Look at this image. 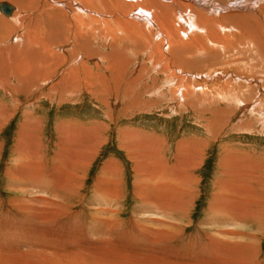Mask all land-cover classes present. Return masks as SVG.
Wrapping results in <instances>:
<instances>
[{"label":"bare ground","instance_id":"obj_1","mask_svg":"<svg viewBox=\"0 0 264 264\" xmlns=\"http://www.w3.org/2000/svg\"><path fill=\"white\" fill-rule=\"evenodd\" d=\"M10 1L15 3L18 9L12 12L11 17L5 16L10 17L8 21L0 18V21L4 22V24L11 21V25L7 24L6 29L10 30L12 23L15 27L22 28L24 23L27 22L24 26L23 39L15 37L12 46H0V89L10 95L13 103L16 102L15 96H17L13 89L15 88L18 93L19 87L24 90L31 86V81L33 83L37 82L38 80L32 79L36 76L37 71L40 72L45 69L48 71L50 68L47 64L48 62H52L53 69L60 60H64L63 56H56V50L64 45L68 47L70 42H74L71 54L75 61H79L82 58V68L85 63L93 60H95L94 64L97 68L101 64V69L102 61L104 60L106 63L102 69V78L97 74L90 75L91 71L83 69V74L87 78L84 80L82 78L80 85L78 84L77 75L73 71L68 72L67 77L60 73L63 80L75 84V92L77 94L85 93L104 107L109 105V101H119L120 99L123 102L129 100L131 104L135 105L138 101L136 100L137 98L133 97L132 100L128 92L130 90L136 91L140 78L137 76L135 69H132V65L136 63L138 65V62L146 59L145 62L151 66L148 65L151 68V73L157 72L156 74L154 73L155 76H163L164 82L170 83V85L173 84L168 86L167 92L171 94L172 98H178V100L175 99L178 101V106L179 104L186 105V101L190 100L188 105L191 104L192 108L193 106L196 107L197 110L195 112L197 114H200L201 111L205 114L204 111L206 113L211 111L209 108L211 100L215 99L222 102L216 96L222 97L223 94L212 95L210 92H203V89L199 90L197 87H192L186 71L198 66L197 60L200 61L201 58L197 57V55L209 57L210 55H216L217 53L215 52L222 51V59L226 58V62L231 63L233 62L230 60L232 55L240 56L247 52L249 55L256 56L251 50H263L264 40L262 39H264V30L262 28L264 27L262 25L264 23V8L257 6L258 9L256 10H259L257 12L253 6L254 2L251 0H247L246 11L243 7L244 0ZM256 1L263 2L264 0ZM12 3H10L11 6H13ZM228 4H233L232 6L235 10L243 7L239 15L237 14L238 16L234 15V21L226 14L221 15L222 10L230 8ZM67 7L71 8V12L67 11ZM230 10L232 9L230 8ZM69 13H78V17L72 19L73 25L61 21V17H69L67 15ZM31 16L34 17V20L29 22ZM231 27L235 30H233L234 35H225L226 30ZM49 29L47 38L44 34ZM57 30H61L63 38L59 36L60 33H57ZM260 31L261 35L259 34ZM189 32L195 33L192 35L195 37L191 39L189 37L188 41H186L183 38ZM8 35L10 36V34ZM196 35L199 36L197 37ZM102 39L109 44L108 53L103 50L104 54L98 52V49L101 50L102 47L101 45V47L99 46V42ZM54 48L55 51H53ZM45 55L47 59H44L46 58ZM144 68L142 69L144 70ZM105 73H108L109 77H105ZM191 73L193 72H190L189 75ZM47 75L46 72V75L42 78L44 84L32 87L25 93V96H36L39 89L47 85L49 92L46 96L47 98H50L52 93H54V96L63 97L74 91L73 88L57 91L52 81L46 80ZM139 76L141 77V75ZM185 79L189 83L185 82ZM173 81H178L179 83L175 82L174 84L172 83ZM154 82L156 83V79L152 78L151 83ZM82 83L86 86L85 90L82 87ZM152 87L157 89L156 86ZM152 87L149 89H152ZM165 87L163 86V88ZM226 95L227 93L222 97L224 98L223 101H228V96ZM237 96L239 97L240 95L238 94ZM234 99L237 106L240 105L239 103L241 102H239L238 98L235 97ZM137 103L139 104V102ZM122 105L125 106V104ZM207 105L208 109H205ZM0 106L6 111L3 114L0 113L1 129L7 121L15 116L13 113H16V109L9 111L7 108H3V104H0ZM238 107H240V110L243 109V111L250 110L249 106L241 105ZM199 108H201L200 112H198ZM231 110L233 113V109ZM235 110L237 109L235 108ZM221 111L223 114L224 111ZM210 113L213 115L215 112ZM227 113H229L228 110ZM108 117L112 123L115 122L112 115ZM75 124L77 123H61L59 125L57 129L59 134L58 153L54 156V159L59 163L52 168L51 172L46 169V165L42 166L39 160L41 155L36 147H40V145L35 140V130H38L39 127L34 123H26L22 126L20 133H18L19 137L14 149L17 158H15V161L13 160L15 163L10 171V178L15 185L13 189H20L24 195L37 193V195L43 194L45 196H33L31 199L18 197L21 199L17 200L19 202L11 199L10 206L14 208V210H11L17 211L20 220H18L19 223H17L16 219V222L12 221V226L14 225V227L11 226V229L13 230L10 228L1 230L6 226L10 227L5 221H3L4 224L0 225V264H37L38 259L44 264H167L165 261H168L169 264H233V261L236 264H245L244 256L248 259L253 255L252 253L256 254L250 251L252 247L250 244L247 243L243 247L241 241L248 238L246 234L222 228L224 225L227 227L229 225L242 224V221L246 220L245 218H249V213L248 211L245 212V207L249 205L247 197L251 195L248 194V191H245L247 187L243 188L245 186L242 185L244 184L242 181L245 178V169H248L247 167L252 166V164L254 165V161H251L252 163L250 164L244 158H241L242 156H237L239 158L235 157V159L226 156L230 160H227V162L229 161L228 165H231L230 170H234L236 175L234 176L232 172H223L222 175L232 176L233 179L226 178L233 182H227L228 185L226 187L218 183L217 189L219 190L215 194L216 198H214L213 203L210 202L207 219L202 221L201 224V226L204 225L202 227L208 229L203 228L201 231L196 232V235L186 237L183 236V227H179V225L176 227L175 225L177 224L174 225L173 221L178 217L176 215L189 219L188 213L192 205L190 202L192 201V199L190 200L191 192L186 188L185 184L187 183L184 184L183 181L188 178L185 175L186 169L189 170L188 168H191L192 170L195 168L194 164H192L195 155L187 151H193L198 154L196 146L190 142H187L188 144L179 142L177 150L180 152H176L175 165L173 164L174 167H171L160 150L161 141L153 140L150 135L146 136L144 133L129 130L119 131L118 140L119 148L126 152L136 177L133 189L139 205L134 209V216H132L133 218L130 222L126 223L124 221L122 218L123 210L116 206L118 201L124 200L120 182L118 185L117 182H109L111 179L109 180V176L107 179L104 174L105 171L108 174V167L104 165L105 168L102 170L104 175L99 178V183L94 185L96 196L100 199L99 201L97 199V203H95L96 207L93 216L96 218H92L98 228L96 240H88L90 228H86V225L81 226L82 230L79 231L81 243L89 250L79 255H73L72 253L71 255L67 252V254L61 252L46 253L43 251V253H33V249L30 248L36 246L35 242L40 238L38 235L41 233L37 230L38 226L46 225L47 232L51 230L52 225H56L61 229L60 235L56 234L54 236L48 233L50 238L44 237L43 239L46 243L56 241L57 243H67L71 238L75 237L68 222L61 217L66 213L68 214L74 201L80 202L79 195H81L80 190L83 188V186L81 187V183L84 180L83 173L87 171V167L92 163L91 159L98 153L97 148H92L93 150L89 151L88 149L84 150L87 147V138L95 136L90 143L91 146L101 145L103 144V139L101 134H99L100 129L107 131L106 126L102 127L98 124L88 129V132H91V136H85L87 135L85 134L86 132H78L85 130L83 124L82 126ZM209 125L210 121L208 120L207 126ZM33 148L34 150L32 151ZM241 160L240 169L237 161ZM182 163L186 165L184 164V166ZM39 164H41V168ZM191 164L192 167H190ZM247 173L249 175V172ZM235 178L240 182L235 180ZM244 204L245 207L243 206ZM137 213H142L143 216L137 217ZM162 217L166 218H163V220L159 219ZM23 219L25 221H21ZM168 220L169 222H167ZM186 223H188V220ZM122 228L127 229L124 231ZM22 234L24 235L21 236ZM185 238H187V242L185 241L184 243ZM172 245H178L179 249H174ZM244 248L248 250L244 252ZM87 253L92 255L93 258H86ZM233 258L234 260H232ZM87 259L90 261L86 263Z\"/></svg>","mask_w":264,"mask_h":264},{"label":"rangeland","instance_id":"obj_2","mask_svg":"<svg viewBox=\"0 0 264 264\" xmlns=\"http://www.w3.org/2000/svg\"><path fill=\"white\" fill-rule=\"evenodd\" d=\"M128 1H133V0H128ZM251 1L254 2L253 6L255 7V10L258 9L257 6L264 8L263 6L264 1L263 2L256 0L255 1L251 0ZM0 2H5V3L7 2L9 4L12 3L10 0H0ZM243 2H244L243 7L244 10L246 11L247 0H244ZM12 5L13 7H15V10L18 9L15 3H12ZM232 5L233 4H228V6L232 10H230V8L228 10H222L221 15L226 14V16H229L230 19L231 18L233 19L235 14H236L235 16H238L239 13L242 11L243 7L241 9L235 10L233 9ZM66 9H68L67 11L71 12L70 10L71 8L69 9L67 7ZM256 11L259 12V10ZM117 13H119V11H117ZM67 15L69 17H65V16L61 17V21H65L67 24L73 25L72 19L74 17H78V13H74V14L69 13ZM10 17H5L2 14H0V18L6 19L7 21L9 20ZM33 20L34 17L31 16L29 22H32ZM7 24L11 25V21L7 22L6 24H4V22L0 23L1 47L12 46L15 37L23 39L25 32L24 26L27 24V22H25L24 25L22 26L23 30L20 27H15V25L12 23L11 26L12 28H10L11 30L10 31L6 29ZM262 27H264V23ZM19 29H21V31H19ZM233 30H234L233 27L228 28L224 34L227 36L228 35L233 36L234 35ZM262 30H264V28H262ZM49 31L50 29L47 30L44 34L45 37L47 38H48L47 33ZM57 33H60L59 36L63 35L61 30H57ZM8 34H10L11 37ZM11 34H13L14 36ZM194 34L191 32L186 33L187 36L183 39L188 41L189 37L190 39L195 37L192 36ZM259 34L261 35V31L259 32ZM63 37L64 36H62V38ZM3 38L6 39L4 40ZM102 40H100L99 42V46L101 45L102 47L100 46L101 50L98 49V52L101 54L103 53V51L105 53H108L109 49L107 48L109 44L104 40L103 41ZM74 44H75L74 42H70V45L68 47L64 45L56 50V56L57 55L59 57L63 56L64 60H60V62L56 64L53 67V69H52V62H48L47 64L50 66L48 71L47 69L40 72L37 71L36 76L32 79V80H38L37 82L33 83V81H31L32 83L31 86H29L24 90L20 89L19 87L18 93L14 88L13 90L17 94V96H15L16 102L13 103L10 95L8 94L9 95L8 96L7 93H5V91L0 89V104H3V108L4 109L7 108V110L9 111L13 110L14 108L16 109V113H13L15 114V116L11 120L7 121L0 129V225L3 223V221H5L7 225L10 226V227L6 226L5 228L2 229L0 228V229L1 230L8 228L11 229L12 227H14V225L12 226V221L14 222L15 219L17 223H19L18 220H20L19 219L20 216L18 215L17 211H13L14 208L10 206L13 199H14L13 201L19 202L17 200H21L23 197H24L23 199H27V198L31 199L33 198V196H37V197L45 196L43 194L37 195V193L36 194L33 193V195L32 194L24 195L21 193L20 189L18 188L17 190L13 189L15 185L10 178V171L12 165L15 163L14 162L15 158H17V155L14 153V149L16 147V142L18 140L17 138L19 137L18 133H20L22 126L26 123H34L35 125H37V127H39L38 130H35V136H36L35 140L37 141L38 145H40V147L38 146L36 147L37 150L39 151L38 153L41 155L39 160L41 161L42 166L46 165V169L49 172H51L52 168H54V166H57L58 165L57 163H59L54 159L55 154L58 153L59 134L57 132V129L59 125L61 123L63 124L77 123L78 125L82 126L83 124L85 130H80L78 132L84 131L86 132L85 134H87L85 136H91V132H88V129L99 124L100 126L102 127L106 126L107 128L106 132L102 131L103 129H100L99 134H101V138L103 139V144L91 146L90 143L93 141L95 136H91L90 138L86 137L88 139L86 140L87 147H85L84 150L88 149L89 151L92 148L95 149L97 148L98 153L96 154L97 156L95 155L91 159L92 163L87 167V171L83 173L85 181L83 180L81 183L82 184L81 187L83 186V188H81L80 190V194H81L79 195L80 202L74 201L73 206L68 212V214L66 213L67 215L64 214L61 217V218H65V220L68 222L75 237L70 239L69 241L70 243L69 242L57 243V241L46 243V241H43V239L44 237L50 238L48 236V233L54 236L56 234L60 235L61 229H59V227L56 225H52L51 230L47 232L46 225L40 227L38 226L37 230L38 232L41 233H39L38 235L40 238H38V240L35 242L36 246L34 248H30L33 249V253L34 252L41 253L43 251L46 253L61 252L63 254L72 253L73 255L75 254L79 255L82 253L84 254L86 253V250H89L85 248L84 244L81 243L82 241L79 236V231H81L82 227L86 225V228L87 227L90 228L89 237H87L88 240L91 241L96 240L98 228L96 227L95 222L92 218L95 217L93 215L96 207L95 203H97L98 197L96 196V190L94 188V185H97V183H99L98 181L99 178L104 174L107 177V179L109 176V180L111 179V181H109L110 183L117 182L118 185V183L120 182L124 200L118 201V204L116 206H118L120 210H123L124 213L122 218L124 219V221L126 223L130 222V220L133 218L132 216H134V212H133L134 209L139 205L138 200L135 198L134 189H133V183L136 180L135 179L136 177L134 176V172L132 170V164L128 161L126 152L122 148H119L120 145L118 140L120 135L119 131L129 130V131L139 132L142 134L144 133L146 136L150 135L151 138H153V140L161 141L162 146L160 145V150L162 152L163 157H165L164 159L171 167H174L173 164L175 165L174 163L175 157L177 156L176 152H180L177 150V144L179 142L186 144H188L187 142H190L196 146L198 150V154L193 151H187L190 153H194L195 155L194 161L192 163L194 164L195 168L192 170L191 168H188L189 170L186 169L185 175L188 178L184 179L183 181L184 184L187 183L185 184L186 188L189 190V192H191L190 200L192 199V201L190 202L192 205L190 206V211L188 213L189 219L181 215H176L178 216L176 217V220L178 218L177 220L178 222L176 220L173 221L174 225L177 224L175 225L176 227L178 225L179 227H183L182 229V231L184 232L183 236L186 237L187 236L190 237V235H196L195 233L198 232L199 230L201 231L203 228L208 229L206 227H202L204 225L201 226V224L202 221H206L205 219H207L206 218L208 214L207 211L210 202L213 203L214 198H216L215 194L219 190L217 189L218 188L217 186L222 185L226 187V185H228L227 182L231 181V180L230 181L227 180V178L233 179L232 176L228 177L226 176V174L222 175L223 172L224 173L232 172L234 176L236 175L234 170L232 171L230 170L231 165L230 164L228 165L230 161L229 158L235 159V157L239 158L242 156L241 158H244V160L249 162L250 164L254 161L255 166L252 164V166L247 167L248 169H245L246 174L244 180L242 181L244 183L242 185L245 186L243 188L245 189L247 187L246 189L248 190L245 189V191L246 192L248 191V194L251 195L247 197L248 198L247 201H249L247 203H249V205L246 207L245 204L243 205L245 207V212L248 211L249 213V218H245L246 220H243L242 224L229 225L227 227L226 225H224L222 226V228L224 229L226 228L227 230L230 231H237L246 234L248 236V238L245 240L240 239L242 240L241 241L242 245L244 247L247 243L250 244L252 246L250 248V251L255 252L256 254L252 253L255 257L251 255V257L253 256L252 258L250 257L251 260L250 258L247 259L244 256L243 260L245 264H258V263L264 264V178H263L264 177V53H263L264 43L262 46L263 50L260 49L256 51L251 50L252 52H254L256 56H252V54L249 55L247 52H246L247 54L244 53L243 55L241 54L240 56L232 55V58L230 60H232L233 62L231 63L226 62V58L222 59V55H223L222 51L215 52L217 53L216 55L213 56L210 55L209 57L198 54L197 57L201 58L200 61L197 60L198 66L196 67L194 66L193 69L191 68V70H188L189 72L186 71L188 73L187 75L189 76L188 77L189 79L188 78L186 79L190 81L192 87H197V89L199 90L203 89V92L207 91L210 92V94L212 93V95H217V93H219L220 95L223 94V96H225V93H227L226 96H228V101L227 100L223 101L224 99L222 98L223 96L222 97L216 96V98L217 99L220 98L219 100H221L222 102L212 99L211 103L209 104L210 105L209 108L211 109L210 112L213 113L215 112L213 114L214 116L219 115L217 118L215 116V119L210 112L206 113V111H204L205 114L203 113V111L200 112L201 108L198 109V112H200V114H197V112H195L197 108L194 106L192 108L191 104L188 105L190 103V100H187L189 102L186 101L185 103L186 105L179 104L178 106V101H176L178 100V98L176 97L172 98L171 94L167 92L168 86H172L173 84L170 85V83L167 84V82H164L163 76L160 75L155 76L157 72L151 73V68H150L151 66L149 63L145 62L146 59H143L140 62H138L139 63L138 65L137 63L136 64L134 63L135 65H132V69H135L137 76L140 78V81L138 82L137 85L138 87L136 88V91L130 90L128 94L131 97V99L133 97L135 99L137 98L136 100H138L137 102H139V104L136 102L137 104L135 103L134 105L131 104L129 100L125 99L126 101L123 102L120 99L119 100L120 102L117 100H116L117 102L109 101L108 104L110 106L108 105L107 107H104L101 103L97 102V100L86 95L85 93L77 94L75 92V84L70 81L63 80L62 75L64 77H67L68 72L73 71L77 75L78 84L80 85L81 83L80 80L82 78L83 80L87 78V76H84L83 74V69L87 71H91L90 75L97 74L100 75L101 77V75H103L102 69L105 67L106 63L104 60L102 61V69H101V64L98 63L100 66L97 68L96 65L94 64L95 60H93L88 63H85L84 67L82 68L81 65L82 58H80L79 61L77 60L75 61L73 55L71 54ZM53 51H55V48L53 49ZM44 59H47V56ZM203 60L205 61V63ZM224 60L225 62H223ZM202 61L204 64L202 63ZM255 63H257L256 64L257 67L255 66ZM144 67H146L147 69ZM142 68H144V70ZM45 71L48 74L46 76V80L47 79L48 81L51 80L53 86L57 91L58 90L61 91L67 88H73L74 91L69 94H66L65 96H63L62 94L63 97L54 96L53 95L54 93H52V96L50 98L49 97L47 98L46 96L47 94H49L47 90L48 88L47 85L46 87L42 86V88L39 89V91L37 92L36 96L34 97L25 96V93L32 87L36 85L44 84L42 78L46 75ZM190 72L193 73L189 75ZM105 75H106L105 77H109L108 73H105ZM139 75H141L142 78ZM198 76L200 77L198 78ZM151 77L153 79H156V83L155 82L151 83L152 81ZM186 79L185 82L189 83L188 80ZM175 82L179 83L178 81H173L172 83L175 84ZM255 82H257V84H255ZM12 85H16V84H12ZM152 86H156L158 90L159 89L161 90L158 91ZM163 86L164 87L166 86L167 88L166 87L163 88ZM82 87L84 90L86 89V86L83 83H82ZM151 87L152 89H149ZM149 90L150 91L153 90V91H151L150 93ZM130 92L132 95L130 94ZM140 94L142 97L140 96ZM238 94L240 95L239 97L237 96ZM235 97H237L239 102H241L239 103L240 105L238 106L241 105L249 106L250 110L247 111L246 110L243 111V109L240 110L239 109L240 107L237 106V103L234 99ZM210 98H208V100H210ZM122 104H125V106ZM235 108L237 110H235ZM205 109H208V105L205 106ZM231 109H233V113ZM221 110L224 111L223 114ZM227 110L229 113H227ZM4 112L6 111L3 110L0 106V113L3 114ZM107 114L112 115L115 122L112 123V121L108 117L109 115L107 116ZM208 120L210 121L209 126H207ZM33 150L34 148L32 149V151ZM200 150L202 151L201 153ZM90 154H92V152H90ZM226 156L229 158H227ZM227 160L229 161L227 162ZM237 163L240 168V165H242V160L237 161ZM182 164L184 165L185 163ZM192 164L190 165V167H192ZM104 165L108 167V171H109L108 174L107 171H105V173L103 174L102 170H104L105 168ZM39 166L40 168L42 167L41 164H39ZM247 172H249V175ZM254 175L255 177H253ZM235 180L238 181V179L236 178ZM113 188L115 187L113 186ZM116 188H118V186H116ZM18 197H20L21 199ZM99 200L100 199H98V201ZM246 208L248 209L246 210ZM136 216L141 217L143 215L142 213H137ZM67 217H71V218H67ZM163 218L166 217H162L159 219L163 220ZM187 220L188 223H186ZM21 221H25V219ZM167 222H169V220ZM122 229L125 231L127 228H122ZM23 235L24 234H22L21 236ZM186 240L187 238H185L183 242L185 243ZM237 242H239V240H237ZM73 244H75V246H73ZM172 247H174V249H179L178 245L177 246L172 245ZM24 250H26V248H24ZM243 250L245 252V250L248 249L244 248ZM127 251L132 252L131 250H127ZM247 252L249 253V251ZM86 258L92 259L93 256L87 253ZM232 260H234V258ZM87 261L90 260L87 259L86 263ZM237 261L239 262V260ZM165 262L169 264L168 261ZM37 264H44V262H41V260L38 259ZM48 264H58V263H48ZM233 264L236 263H234L233 261Z\"/></svg>","mask_w":264,"mask_h":264},{"label":"water","instance_id":"obj_3","mask_svg":"<svg viewBox=\"0 0 264 264\" xmlns=\"http://www.w3.org/2000/svg\"><path fill=\"white\" fill-rule=\"evenodd\" d=\"M14 10V7L10 4L0 2V13H2L4 16H10Z\"/></svg>","mask_w":264,"mask_h":264}]
</instances>
